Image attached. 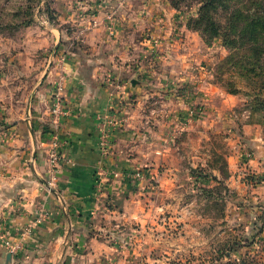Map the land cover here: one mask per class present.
I'll list each match as a JSON object with an SVG mask.
<instances>
[{
  "label": "crops",
  "instance_id": "1",
  "mask_svg": "<svg viewBox=\"0 0 264 264\" xmlns=\"http://www.w3.org/2000/svg\"><path fill=\"white\" fill-rule=\"evenodd\" d=\"M119 9L124 18L112 21L114 9H106L83 33L82 24L69 31L59 24L26 44L0 39V264H130L127 254L142 246L138 238L154 235L145 225L159 231L148 216L152 202L142 198L145 180L134 175L138 168L159 172L158 187L173 195L167 207L179 200L174 193L185 168L174 159L184 146L160 133L158 123L168 132L190 129L187 109L207 102V87L187 99L190 90L159 83L176 76L168 42L161 65L145 62L141 52L151 43L130 20L136 11ZM58 91L67 114L54 123ZM113 113L122 121L110 128L106 153L99 128ZM236 124L229 129L228 176L198 181L213 187L223 180L230 212L262 235L264 126ZM55 135L63 156L57 169L50 162Z\"/></svg>",
  "mask_w": 264,
  "mask_h": 264
},
{
  "label": "rangeland",
  "instance_id": "2",
  "mask_svg": "<svg viewBox=\"0 0 264 264\" xmlns=\"http://www.w3.org/2000/svg\"><path fill=\"white\" fill-rule=\"evenodd\" d=\"M223 1L214 12L221 35L214 33L210 22L198 20L206 0H0V39L15 42L14 45L41 39L45 31L40 29L59 24L68 31L82 24L83 33L89 28V22L97 21L106 9L115 11L110 20L124 18L125 12H120L119 7L126 6L131 13L136 11L130 20L140 23L137 31L151 43L141 52L145 62L153 59L161 65L166 52L164 41L169 44L172 73L176 76L161 78L158 82L176 90H190L193 94L187 93V99L198 97L200 86L207 87V102L204 105L193 102L187 109L183 121L184 125L191 122L190 129L168 132L158 123L160 133L173 135L176 143H183L184 148L174 161L185 168L179 174L184 184L174 193L179 200L167 207L173 195L158 187L159 172L147 175V168H141L143 176L140 177L145 180L142 198L149 204L152 202L153 209L148 216L158 221L159 231L156 233L157 224L151 225L149 221L145 225L154 235L145 232V237L138 238L136 244L142 246L138 254H127L130 264H264V233L257 235L245 220L230 212L226 198L232 195L225 189V183L208 188L198 181L195 173L199 170L212 175L220 172L222 178L228 176L231 122L235 127L244 120L264 126V42L254 40L250 31L243 30L245 19L232 17V11L239 8L246 15L254 9L263 12L264 0ZM62 12L68 15L66 19L60 17ZM41 14L51 16L52 25H45ZM144 22L152 23L151 29L143 28ZM53 50L48 47L47 53L50 55ZM131 177L130 180L136 181L135 176Z\"/></svg>",
  "mask_w": 264,
  "mask_h": 264
},
{
  "label": "trees",
  "instance_id": "3",
  "mask_svg": "<svg viewBox=\"0 0 264 264\" xmlns=\"http://www.w3.org/2000/svg\"><path fill=\"white\" fill-rule=\"evenodd\" d=\"M216 2H218V3H216ZM224 2L225 1H223V0H206L205 5L202 9L203 10L202 15L198 19L199 21H202L204 23L210 22L213 26L212 30L214 31V33L221 34V35L223 34V32L220 31V23L216 22L217 20L214 18V12H215V10H217L219 5H223ZM261 9L263 12L257 11L256 9H254V12L248 13L246 15L243 12V10L239 8L237 10L232 11L233 12L232 17H233V20L239 18V20L244 21V19H245L246 21L244 23L245 26L243 27V30L250 31L251 34H249V35L251 36V38L254 37V40H257V41L262 43V42H264V8L262 7ZM50 19H51V16H50ZM229 23H230V19H229ZM224 35H226V34H224ZM195 173L198 175V178H200L202 180L217 178L215 175L205 174L203 172H200L199 170H197ZM221 183H224V181L218 180V185H215V186H219ZM213 187H208V188H213ZM261 222L263 223V227H264V219L263 218H262ZM238 240H242V239H238Z\"/></svg>",
  "mask_w": 264,
  "mask_h": 264
},
{
  "label": "built area",
  "instance_id": "4",
  "mask_svg": "<svg viewBox=\"0 0 264 264\" xmlns=\"http://www.w3.org/2000/svg\"><path fill=\"white\" fill-rule=\"evenodd\" d=\"M42 22L49 26L52 25V22L50 21V17L47 16V14H41ZM96 22V21H95ZM67 114L66 109L64 108L63 104V97L62 93L58 91L55 94L53 105L51 108V114L50 119L54 123H59L62 116H65ZM122 121L121 117H115V113H113L112 116L108 117L106 121H103L100 125V134L102 139V150L106 153L110 152V145H109V137H110V131L112 127L116 128L120 125V122ZM63 156L59 150V144L57 143V135H55V138L53 140V144L51 147L50 152V162L52 165V168L57 169L59 167V164L62 162ZM135 176H143V170L141 168H138L134 172Z\"/></svg>",
  "mask_w": 264,
  "mask_h": 264
}]
</instances>
